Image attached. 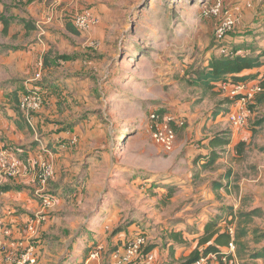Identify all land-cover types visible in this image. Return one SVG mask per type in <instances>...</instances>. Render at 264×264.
Returning a JSON list of instances; mask_svg holds the SVG:
<instances>
[{"label":"rangeland","instance_id":"rangeland-1","mask_svg":"<svg viewBox=\"0 0 264 264\" xmlns=\"http://www.w3.org/2000/svg\"><path fill=\"white\" fill-rule=\"evenodd\" d=\"M4 2L28 6L33 30H50L45 39L51 61L56 57L64 62L59 63L54 74L70 81L51 91L56 97L54 102L49 90L46 94L43 88L45 79L51 76L43 62L41 79L33 86L42 98L41 106L30 116L34 122L44 110L45 123L55 122L69 129L62 146L68 149L82 141L81 153L89 159L84 169L87 185L80 192L81 199L73 200L74 216L81 219L71 221L70 239L81 237L84 231L87 234L72 245L79 248L86 244L81 255L90 256L94 244L89 247L82 238L88 236V241L99 243V232L88 224V218L97 210L101 223L108 221L103 230L108 236L100 238L102 243L114 237L121 243L135 235L134 231H142L149 243L159 244L161 258L172 231L185 232L183 242L195 244L203 224L199 213L209 210L212 214L215 207L223 204L234 206L239 198L222 188L227 185L224 177L229 172L236 180L243 177L259 136L254 139V133L252 139L244 137V148L235 149L234 154L221 145L212 146L211 140L214 136L231 140L235 134L241 141L243 130L261 116L256 102L264 91L256 92L240 105L248 112L244 122L235 125L233 110L229 108L232 104L238 108L242 96L236 89L239 82L230 78L207 90L192 80L215 56L223 55L222 47L235 55L260 56L264 61V0ZM44 6L50 20L41 18ZM88 9L97 17V23L87 30H80L73 23L77 33L68 29V24H72L69 20ZM228 17L233 25L220 37L217 29ZM47 64H51L49 58ZM262 82L251 78L242 81L246 90L261 86ZM28 94L27 87L23 97ZM228 98L233 101L227 103ZM219 109L226 111L215 117ZM156 113L162 117L160 123L155 120ZM168 120L175 124V137L173 145L165 147L157 140L154 126L166 129ZM33 125L38 132V125ZM262 150L264 145L259 148L264 156ZM214 155L217 157L211 163ZM94 157L97 162L93 163ZM52 208L47 210L48 219L53 218ZM218 214L224 217V212ZM230 220L223 222L224 226L235 229L234 219ZM65 227L62 232H69V227ZM70 243L65 245V251ZM186 257H180L176 264H182ZM67 260L69 257L59 264ZM78 261L70 259L69 264H79ZM101 264H109L108 253L103 254Z\"/></svg>","mask_w":264,"mask_h":264},{"label":"crops","instance_id":"crops-1","mask_svg":"<svg viewBox=\"0 0 264 264\" xmlns=\"http://www.w3.org/2000/svg\"><path fill=\"white\" fill-rule=\"evenodd\" d=\"M38 1L30 0L28 4L37 3ZM47 14L49 12L44 6L41 18L50 20L51 16L47 18ZM25 20L27 22L32 20L31 10L28 6L25 8L23 6L16 7L12 2L7 4L4 0H0V151L6 149L13 153L21 161L23 167L28 166L29 158H42L52 163L55 168V176L52 177V180L50 179L51 182L49 181L47 188L49 189V193H55L56 205L51 209L53 212L50 210L51 217L53 218H49L39 225L37 232L27 231L26 224L28 220L42 209L41 200L35 194L37 185L33 180V174L25 172L15 177L0 171V264H9L3 256V252L7 248L15 252H21L30 243L35 245V253L37 255V262L35 264H59L67 257H69V260L63 264H69L70 259L79 260V264H101L103 254L105 253L109 254L110 264L113 259V250L124 244L122 242H125V240H122L121 244L118 243V237H114L109 242L102 243L100 238L103 239L104 235L108 236L107 233H103L105 223L107 225L108 221L103 220L104 223H101V220L98 219L100 214L98 210L88 218V224L91 223L96 228V231L99 232L96 237L98 238L96 241L99 243H94L93 240L88 241V236L82 238L84 241L89 242L90 245L88 244L87 246L91 247V244H94V250H90V256L84 258L81 255V252H85L86 244L79 248L72 245L83 235L87 234V231H84L81 237L70 239L72 234V230H70L71 221L75 222L81 219V217L74 216L76 208L73 200L75 197L78 200L81 199L82 193L80 192H82L88 182V176L84 169L85 165L89 163V159L87 154L82 155L81 153L82 141L75 146L65 149L62 144L65 135H69V129L66 128L65 130L63 125L56 124L55 122L51 124L45 123L42 117L44 110H42L34 120V123L38 125V132L42 133L40 135L43 141L54 148L55 154L51 155L43 152L41 145L36 139L35 128L28 125L25 114L19 107V100L23 92L27 87L34 85L36 82L33 79L37 76L38 72H41L40 69L43 68L46 56H48L51 64H47L44 67L50 69L48 73L51 76L45 79L46 86L48 87L45 89V93L48 94L49 90L51 94V91L62 88V83L70 82L68 79L65 80V76L57 73L54 74L56 67L60 65L59 63L64 64V62L56 59V57H53L54 59L52 58L53 60L51 61L49 46L45 39L48 37L50 30L28 29ZM5 22H8L6 30ZM50 65L51 67H48ZM249 73L255 74L254 79L256 81H264V61L260 66L251 69ZM50 98L54 102L56 101L54 94H51ZM256 105H258L257 108L261 116L249 126V129L245 128L243 130L242 140H237L238 136L233 134L229 144L218 142L215 146L221 145L228 148L229 152L232 151L234 154L235 149L239 151L237 145L246 141L244 137L248 138L250 136V139H252L254 133H256L254 139L259 136L256 140L257 144L253 145L255 157L253 156L249 160V169L238 180L229 172L224 177L227 185L222 187L227 194L233 193L239 195L233 206L236 212L246 213L258 210L255 215H251L248 219H246V216H243L240 221L237 217L234 218L236 230L239 227L246 230V234L238 240L240 243L238 247L241 253L235 252L236 264H264V236H261V233H264V156L259 152V148L264 145V108L261 107L264 106V92L258 94ZM229 109L236 111L233 104L232 108ZM218 111H215L218 112L214 115L215 117L225 112L224 109H219ZM61 121L57 120V123ZM233 130L236 132L237 127ZM244 145L245 143L241 146L242 149ZM92 160L93 163L97 162L96 157ZM223 207L224 204L221 207H215L212 214L208 213L209 210L199 213L203 224L196 238L203 232L206 222L215 219L219 215L218 213L223 212ZM99 209L102 210L103 208L100 207ZM67 220L70 221V224H68ZM65 226L69 227V232L67 233L62 232L66 228ZM8 229L10 234L6 233ZM56 230L60 233L56 232ZM179 232H182L183 239L185 240V232L181 230ZM69 241L71 242L70 248L68 247V250L65 251L64 247ZM151 244H154L152 252L155 260L157 259L156 264H176L180 260V257L186 255L188 257L196 249L198 239L195 240V244L175 241L171 238L166 239L162 258L158 247L159 244L157 245L155 242H151ZM182 245H188V247H182ZM226 250L229 251L228 248ZM92 252H98V256L93 257L94 253ZM255 253H259L260 256L252 258V254Z\"/></svg>","mask_w":264,"mask_h":264},{"label":"built area","instance_id":"built-area-1","mask_svg":"<svg viewBox=\"0 0 264 264\" xmlns=\"http://www.w3.org/2000/svg\"><path fill=\"white\" fill-rule=\"evenodd\" d=\"M73 23L80 30L90 29L93 25L97 23V17L94 15L92 10H83L80 13L76 14L73 19ZM233 22L230 17L226 18L219 28L217 33L220 37H223L227 34L229 29L232 27ZM222 52L228 51V49H221ZM41 72L36 74L37 76L33 81H37L41 77ZM33 86H29V94L20 99V109L25 114V117L29 124L33 127V120H31V111L40 108L41 106V96L39 93L33 89ZM246 83H240L236 86V89L242 94L241 99L238 100V108L232 113V120L235 125L241 124L244 122V117L248 111L242 110L240 105L245 104L248 99L252 98L254 94L258 91H264V86L255 85L251 90H246ZM155 116V114L153 115ZM156 121L160 123L162 120L159 114H156ZM168 125L166 129H160V126L156 124L154 129L156 132L157 140L164 143L165 147H170L173 145L174 140V129L171 126L170 121L168 120ZM36 139L41 145L43 152L54 155L55 150L48 148L44 141L40 138V135L35 130ZM0 171L4 174L10 176H20L23 173H32L33 180L37 185L35 194L41 200L42 209L38 211L34 216H32L27 224L26 230L31 232H37L38 226L43 224L48 220L49 214L47 210L52 208L56 204V195L48 192V184L50 179L54 176L55 168L52 163L48 162L42 158H29L28 166L23 167L21 161L15 157L10 151L3 149L0 151ZM231 232H234V228H230ZM7 234H10L9 229L6 231ZM38 234V233H37ZM31 238V237H30ZM148 244L147 234L144 232H136L135 235L129 237L124 244L120 245L118 248H115L112 252V262L111 264H154L155 256L153 252L144 254V249ZM235 251L234 243H230L229 252ZM4 253V258L9 264H35L37 262V255L35 253V245L30 243L25 250L21 252H15L10 249H6ZM98 252L93 254V257H97ZM212 257H214L212 255ZM208 257L201 258L196 261L195 264H204L207 261ZM224 263H227L228 260L226 257H223Z\"/></svg>","mask_w":264,"mask_h":264},{"label":"trees","instance_id":"trees-1","mask_svg":"<svg viewBox=\"0 0 264 264\" xmlns=\"http://www.w3.org/2000/svg\"><path fill=\"white\" fill-rule=\"evenodd\" d=\"M30 21L31 20L27 22L25 20V23L28 29L33 30V26L32 24H30ZM69 21H70L69 23L72 24H68L67 26L68 29H70L72 32L77 33L78 32L77 29L73 27L74 26L73 20H69ZM7 27H8V22H5V30L7 29ZM223 48L226 47H222V49ZM221 53L223 55L215 56L207 67L201 68V70L196 72V77L192 80L195 85L202 86L208 90L209 88H214L219 83L227 82L230 78L233 82H242L249 78L254 79L255 74L249 73V71L251 69H254L255 67L260 66L263 63V61L260 59L261 58L260 56H250V55H240V54L235 55L234 53H230V51H226V52L221 51ZM61 57H65V56H61ZM46 63H48V57L45 58L44 66H46ZM46 84L47 83L45 82V85L43 87L45 89L48 88ZM261 84L262 86H264V81ZM25 92L26 90L23 92V94ZM232 101L233 100L228 98L227 103H231ZM218 112H216L215 115ZM156 114L160 115V113H156ZM170 123L172 128L174 129L175 126V124H173L174 122H170ZM218 142L222 144H229L230 140L222 136H214L211 140V144L214 147L218 144ZM243 144L244 143L237 145L239 147V151H242L241 146H243ZM47 146L48 148L54 150V148H52L50 144H47ZM214 157L215 155L210 160L211 163ZM52 194L55 193L53 192ZM223 212H224L223 218L221 217L222 215H220L217 216L215 219L205 223L203 232L198 236V248H196L188 257H186L183 260L182 264H195L196 261L206 257H208V259L204 264H236L235 252H237L238 254L241 253V250L238 247V245H240L238 240L241 236L246 234V230L245 228L239 227L237 230L235 228L234 229L235 231L232 233L230 230L231 227L223 226L224 225L223 222H231L232 220L228 221L229 217H232V219L237 217L239 221L243 216H246V219H248L251 215H255L258 212V210H254L252 212H246V213L236 212L233 206L225 205L223 207ZM169 235L170 238L175 241H184L182 232L172 231ZM261 236H264V233H261ZM232 242L235 245V251L229 252L228 250H226V248L230 249V243ZM153 245L151 244V242L150 243L148 242V244L144 249V254L152 252ZM212 255L214 257H212ZM258 256H260V254L255 253L252 254L251 257L255 258ZM223 257L227 258L228 260L227 263H224Z\"/></svg>","mask_w":264,"mask_h":264}]
</instances>
